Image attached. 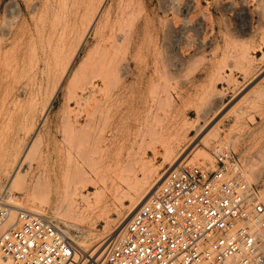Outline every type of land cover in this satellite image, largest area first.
Returning a JSON list of instances; mask_svg holds the SVG:
<instances>
[{
  "label": "rangeland",
  "instance_id": "obj_1",
  "mask_svg": "<svg viewBox=\"0 0 264 264\" xmlns=\"http://www.w3.org/2000/svg\"><path fill=\"white\" fill-rule=\"evenodd\" d=\"M0 47L1 200L59 219L87 264L177 159L228 146L264 198V0H0ZM67 150L86 168L58 171Z\"/></svg>",
  "mask_w": 264,
  "mask_h": 264
},
{
  "label": "built area",
  "instance_id": "obj_2",
  "mask_svg": "<svg viewBox=\"0 0 264 264\" xmlns=\"http://www.w3.org/2000/svg\"><path fill=\"white\" fill-rule=\"evenodd\" d=\"M214 166L178 165L93 264H264V198L228 146ZM0 197V252L11 264H83L56 218L16 211ZM96 260V258H95Z\"/></svg>",
  "mask_w": 264,
  "mask_h": 264
},
{
  "label": "bare ground",
  "instance_id": "obj_3",
  "mask_svg": "<svg viewBox=\"0 0 264 264\" xmlns=\"http://www.w3.org/2000/svg\"><path fill=\"white\" fill-rule=\"evenodd\" d=\"M108 14V13H107ZM110 14H109V18H107L108 20L110 19ZM108 17V16H107ZM96 20V19H95ZM92 26V25H91ZM9 27V26H8ZM90 29V28H89ZM93 30V29H92ZM90 32V31H89ZM99 36H100V40L101 41H104V40H106L107 39V34H102V35H100L99 34ZM4 47V46H3ZM3 47H0V48H3ZM55 49V48H54ZM78 49V48H77ZM51 50V48L49 49L48 48V51H50ZM57 50V49H56ZM75 50H76V48H75ZM47 51V52H48ZM55 51V50H54ZM59 51V50H58ZM77 51V50H76ZM1 52V51H0ZM49 53V52H48ZM74 54H75V52H74ZM74 54L72 55V56H74ZM49 55V54H48ZM58 56H60V55H58ZM44 57H45V55H44ZM43 57V58H44ZM52 57H53V55H52ZM48 58H50L49 56H48ZM55 57H53V59H54ZM47 59V58H46ZM53 59H52V62H54L53 61ZM70 59V58H69ZM68 59V60H69ZM44 60V59H43ZM42 60V61H43ZM50 60V59H49ZM75 60V59H74ZM46 61H48V60H46ZM45 61V62H46ZM51 61V60H50ZM49 61V62H50ZM59 61V60H58ZM44 62V61H43ZM48 62V63H49ZM67 62V61H66ZM51 63V62H50ZM74 64V63H73ZM47 66L49 65V64H46ZM45 65V66H46ZM67 65H68V67H69V65H70V63H67ZM84 65V64H83ZM43 66H44V63H43ZM43 66H41V67H43ZM51 66H53L52 64H51ZM51 68V67H50ZM66 69H67V67H65ZM44 70V69H43ZM70 70V69H69ZM40 72H42V69H40L39 70ZM46 71V70H45ZM48 71V70H47ZM65 71V70H64ZM62 73H63V71H62ZM105 73V72H104ZM41 74V73H40ZM46 74V73H45ZM64 74V73H63ZM67 74V73H66ZM106 74V73H105ZM42 75V74H41ZM75 77V76H74ZM67 78V77H66ZM43 79V78H42ZM36 83H38V82H36ZM36 83H35V85H36ZM87 83H90L89 81L88 82H86V84ZM93 86H92V88L91 89H93V88H95V83H93L92 84ZM91 86V85H90ZM95 91V90H94ZM53 93V92H52ZM52 95V94H51ZM55 96V95H54ZM48 98V97H47ZM97 100V99H96ZM95 102V101H94ZM97 103V102H96ZM98 104V103H97ZM50 105V104H49ZM96 105V104H95ZM94 106V105H93ZM48 107V106H47ZM80 114V113H79ZM92 117V116H91ZM205 137V136H204ZM203 139V138H202ZM203 141V140H202ZM204 141H205V139H204ZM33 146H34V143H32L31 145H30V149L29 150H31L32 148H33ZM49 146V145H48ZM48 148V147H47ZM61 152H63V151H61ZM54 154V153H53ZM52 154V155H53ZM47 155H49L48 153H47ZM59 155V154H58ZM57 155V156H58ZM65 155V154H64ZM18 156V155H17ZM42 156V155H41ZM46 156V155H45ZM44 156V157H45ZM60 157H61V155H59ZM26 157V156H25ZM43 157V158H44ZM59 157V158H60ZM63 157V156H62ZM16 158V157H15ZM19 158V157H18ZM39 158V168H42L43 169V171H41V173H44V174H47V175H49V166L47 165V162H46V158ZM48 158V157H47ZM85 157L82 155V154H80V153H76V154H73L72 152H71V150L69 151V150H67V152H66V155L64 156V160L62 161L63 162V164H60V166H57V167H59V170L58 171H64V172H66V171H69L72 167H73V165L75 164V165H78L79 167L81 166L82 167V169H85L86 167H85V159H84ZM169 158V157H168ZM181 158V157H180ZM17 159V158H16ZM15 159V160H16ZM20 159V158H19ZM18 159V160H19ZM23 159V158H22ZM25 159V158H24ZM23 159V160H24ZM60 160V159H59ZM175 160V159H174ZM178 160L179 159H177V160H175L174 162H172L171 164H170V166H169V168L168 169H166L162 174H160V172H161V170H160V172L159 171H157V170H155V171H153L152 173H150V175L149 176H146L144 179H143V182H141V185H139L138 187H137V191H135V193H134V195H133V197H132V199H130V203H129V205H127V207H126V210H125V213H124V216L122 217L121 216V219H119V223H118V228H123L124 226H126V224L129 222V220L132 218V216L135 214V212L139 209V207L144 203V202H146L154 193H155V191L159 188V186L161 185V183H162V181L164 180V178L166 177V175L168 174V172H170L173 168H175L176 166H177V162H178ZM17 161V160H16ZM26 161H27V159H26ZM26 161H24V162H26ZM50 161V160H49ZM61 161V160H60ZM21 162H23V161H21L20 160V163ZM29 162V161H28ZM31 162V161H30ZM29 162V163H30ZM17 163V162H16ZM27 163V162H26ZM14 164V163H13ZM28 164V163H27ZM31 164V163H30ZM38 164V163H37ZM19 165V164H18ZM22 165V164H21ZM21 165H20V167H21ZM49 165H50V162H49ZM163 165V164H162ZM180 165V164H179ZM32 166V165H31ZM53 166V165H52ZM17 167V166H16ZM19 167V166H18ZM33 167V166H32ZM54 167V166H53ZM161 167V166H160ZM15 168V167H14ZM31 168V167H30ZM51 169H52V167H50ZM159 168V167H158ZM16 169V168H15ZM15 169H13V170H15ZM18 170V169H17ZM12 172V171H11ZM17 172V171H16ZM52 172L54 173V172H57V170L56 169H52ZM151 172V171H150ZM149 173V172H148ZM10 174V173H9ZM13 178V177H12ZM14 180L10 183V181H9V183L8 184H10V188H8V190H10L11 189V187H12V189H13V184H14V182H15V180H16V178H13ZM137 182V181H136ZM8 187V186H7ZM6 191H7V189H5ZM5 191V192H6ZM10 193H11V191H9ZM6 193H8V191L6 192ZM10 193H8L9 195H10ZM7 195V194H6ZM11 196V195H10ZM2 199H6V198H4V197H6L5 195L4 196H0ZM14 197V196H13ZM128 197H131V196H128ZM7 200H11V198L9 197V198H7ZM12 207V206H11ZM14 208H17V207H15V206H13ZM19 209V208H18ZM17 210V209H16ZM16 210H12L11 211V220L13 221L14 220V218H15V216H16V214H15V212H16ZM20 211H21V209H20ZM28 213H30V214H33V215H38V214H35V213H33V212H30V211H27ZM39 216V215H38ZM116 227V226H115ZM117 228V227H116ZM122 231V230H121ZM123 232V231H122ZM122 232H121V234H119V236L116 238V239H114V242L115 241H118L120 238H121V236H122ZM107 238V237H106ZM106 238H101L99 241H98V246L96 247V249H94V251L91 253V254H93V253H95L96 251H99L100 253L98 254V257H96V260H94V262L93 263H95V262H97V261H100L99 259H103V258H105L106 257V254H107V252H108V250H109V247H110V245H111V239H112V237L111 238H109V239H106ZM86 242V241H85ZM85 245H84V242H82V241H79L78 242V247H79V249L81 250V251H83L84 253H87L88 251H86L84 248L85 247H87V245L84 247ZM88 249V248H87ZM90 258H92V256L90 255L89 256ZM87 261H85L83 264H87L86 263ZM90 262V264H93V263H91V260L89 261ZM0 264H11V262H9V261H6L5 259H3L2 258V254H1V252H0Z\"/></svg>",
  "mask_w": 264,
  "mask_h": 264
}]
</instances>
